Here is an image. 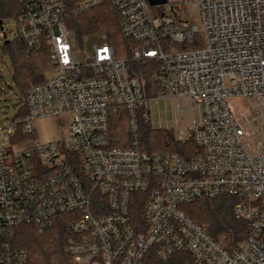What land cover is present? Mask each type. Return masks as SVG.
<instances>
[{
    "label": "built area",
    "instance_id": "obj_1",
    "mask_svg": "<svg viewBox=\"0 0 264 264\" xmlns=\"http://www.w3.org/2000/svg\"><path fill=\"white\" fill-rule=\"evenodd\" d=\"M111 1L123 37L136 44L132 61L158 64L154 99L190 101L195 152L140 148L138 117L149 122L153 99L107 35L75 56L68 21L105 0H25L16 36L26 57L49 51L52 76L28 90L26 115L0 123V264H30L29 252L14 246L19 227L43 235L67 215L72 264H145L153 248L163 263L189 254L193 264H264V0ZM191 10H200L202 32ZM1 33L8 41L4 21ZM240 99L247 107L234 111L230 101ZM123 112L132 145L113 147L110 121ZM48 119L66 122L42 142L37 123ZM226 197L238 199L234 215L248 226L238 247L182 210ZM135 200L144 205L141 232L131 218Z\"/></svg>",
    "mask_w": 264,
    "mask_h": 264
},
{
    "label": "trees",
    "instance_id": "obj_2",
    "mask_svg": "<svg viewBox=\"0 0 264 264\" xmlns=\"http://www.w3.org/2000/svg\"><path fill=\"white\" fill-rule=\"evenodd\" d=\"M24 1L0 0V21L17 18L25 9ZM70 1L73 6L80 0ZM119 22L120 17L112 1L105 0L100 7L80 16L71 17L68 26L78 39L91 34H106L109 44L115 49L117 58L127 61L131 73L140 78L144 97L146 99L156 98L160 93V88L154 84L153 77L158 70V64L150 59L141 62L132 61L136 44L123 37ZM18 41V47L14 50L16 80L22 95L21 104L18 107L19 115H26L25 96L31 87L45 82L44 73L51 69L50 53L47 49H42L33 51L29 57H26L27 46L23 41L19 39ZM138 126L140 148L143 151L177 153L187 157L184 147L168 133L152 132L149 123L144 120L143 113L139 114ZM109 139L113 147L128 148L132 145L129 118L125 112L111 118ZM238 202V199L232 197L200 199L183 206L182 210L190 218L208 224L209 233L216 241L219 242L224 236L229 247H238L249 234L246 222L237 220L234 215V208ZM193 205L200 207L194 208ZM143 206V202L135 200L131 212L132 223L139 232L145 230ZM70 220L68 215L61 217L50 230L56 233L48 239V233L41 236L35 233L32 227H19L15 233L14 246L29 252L30 264H72L71 258L64 250L71 238L67 232V224ZM145 264H193V259L189 254H176L169 262L163 263L158 258L156 249L153 248L147 254Z\"/></svg>",
    "mask_w": 264,
    "mask_h": 264
},
{
    "label": "rangeland",
    "instance_id": "obj_3",
    "mask_svg": "<svg viewBox=\"0 0 264 264\" xmlns=\"http://www.w3.org/2000/svg\"><path fill=\"white\" fill-rule=\"evenodd\" d=\"M23 1V0H22ZM25 2V1H24ZM189 21L192 26L197 27L200 32L203 31V21L201 18L200 10H191L189 12ZM5 33L7 34L9 45H6L3 35L0 29V123L9 118H14L19 114V105L21 104L22 95L21 90L16 80V69L14 63V50L18 47L17 33V21L16 18H8L4 21ZM102 33L91 34L88 40L84 42V49L80 46L81 39H78L76 35L73 36V44L78 47L79 50L75 52V56L84 57V54H90L93 50L94 45L101 44ZM45 79H50L52 76L51 69L44 73ZM146 83L147 80H144ZM150 120L149 125L152 132L154 133H168L176 142L180 143L187 154V158H190L195 151V145L193 143V123L194 114L191 111V103L189 100H176V99H161L159 101L152 98ZM230 106L234 111H243L247 107L245 100H234L230 101ZM184 112L181 113L180 110ZM65 123V119H63ZM62 121L58 119H51L45 123V128L50 130H57ZM154 139V138H153ZM187 144V145H185ZM160 152V151H155ZM165 153V152H162ZM167 153V152H166ZM200 207L199 205H193V207ZM193 221L205 227L210 232V226L202 223L199 220ZM35 233H37L34 230ZM48 238L52 237L56 232L54 230L48 231ZM38 235H41L37 233ZM42 236V235H41ZM220 243L224 246L229 247L225 242V237L220 238ZM65 250V249H64Z\"/></svg>",
    "mask_w": 264,
    "mask_h": 264
},
{
    "label": "crops",
    "instance_id": "obj_4",
    "mask_svg": "<svg viewBox=\"0 0 264 264\" xmlns=\"http://www.w3.org/2000/svg\"><path fill=\"white\" fill-rule=\"evenodd\" d=\"M49 120H41L37 123V131H36V138L38 140H41L42 142H49L53 141L57 138L58 134V128L57 130H50L45 128V123H47Z\"/></svg>",
    "mask_w": 264,
    "mask_h": 264
},
{
    "label": "water",
    "instance_id": "obj_5",
    "mask_svg": "<svg viewBox=\"0 0 264 264\" xmlns=\"http://www.w3.org/2000/svg\"><path fill=\"white\" fill-rule=\"evenodd\" d=\"M152 5H160V4H164L166 1L165 0H150ZM0 27L1 30H3V21H0ZM9 41H6V45H9Z\"/></svg>",
    "mask_w": 264,
    "mask_h": 264
}]
</instances>
